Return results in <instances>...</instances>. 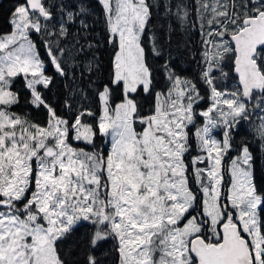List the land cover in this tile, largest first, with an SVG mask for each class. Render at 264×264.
Returning <instances> with one entry per match:
<instances>
[{
	"label": "snow or ice",
	"instance_id": "1",
	"mask_svg": "<svg viewBox=\"0 0 264 264\" xmlns=\"http://www.w3.org/2000/svg\"><path fill=\"white\" fill-rule=\"evenodd\" d=\"M0 264H264V0H12Z\"/></svg>",
	"mask_w": 264,
	"mask_h": 264
},
{
	"label": "trees",
	"instance_id": "2",
	"mask_svg": "<svg viewBox=\"0 0 264 264\" xmlns=\"http://www.w3.org/2000/svg\"><path fill=\"white\" fill-rule=\"evenodd\" d=\"M12 0H7L4 5V8L0 10V24L4 23L7 16V9L11 6Z\"/></svg>",
	"mask_w": 264,
	"mask_h": 264
}]
</instances>
